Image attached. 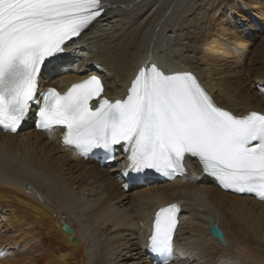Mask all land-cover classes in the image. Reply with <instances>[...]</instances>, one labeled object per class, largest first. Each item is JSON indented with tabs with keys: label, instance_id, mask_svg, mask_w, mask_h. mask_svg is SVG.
Wrapping results in <instances>:
<instances>
[{
	"label": "bare ground",
	"instance_id": "obj_1",
	"mask_svg": "<svg viewBox=\"0 0 264 264\" xmlns=\"http://www.w3.org/2000/svg\"><path fill=\"white\" fill-rule=\"evenodd\" d=\"M103 3V16L67 47L43 87L98 75L115 101L156 61L198 75L237 116L264 113V0ZM64 136L32 126L0 133V264H154L153 215L174 203L183 212L172 264H264V203L222 192L193 162L184 179L125 191L126 160L99 167L65 147ZM211 221L225 244L211 235Z\"/></svg>",
	"mask_w": 264,
	"mask_h": 264
},
{
	"label": "snow or ice",
	"instance_id": "obj_2",
	"mask_svg": "<svg viewBox=\"0 0 264 264\" xmlns=\"http://www.w3.org/2000/svg\"><path fill=\"white\" fill-rule=\"evenodd\" d=\"M102 13L101 0H0V128L16 132L35 102L37 127H63L66 144L82 151L125 145V175L183 174L185 157H195L222 187L264 199V114L240 117L218 107L191 73L167 74L151 64L124 99L103 97L96 75L37 99L41 66ZM178 212L169 205L156 214L150 247L160 256L173 253Z\"/></svg>",
	"mask_w": 264,
	"mask_h": 264
},
{
	"label": "water",
	"instance_id": "obj_3",
	"mask_svg": "<svg viewBox=\"0 0 264 264\" xmlns=\"http://www.w3.org/2000/svg\"><path fill=\"white\" fill-rule=\"evenodd\" d=\"M63 230L68 235H73V230L70 227V225H68V224L64 225ZM210 232H211V235L216 240L221 241L223 244H225L226 241H225V235H224L223 231L217 225H214V223L212 221H211ZM72 241L76 243V239H72Z\"/></svg>",
	"mask_w": 264,
	"mask_h": 264
},
{
	"label": "rangeland",
	"instance_id": "obj_4",
	"mask_svg": "<svg viewBox=\"0 0 264 264\" xmlns=\"http://www.w3.org/2000/svg\"><path fill=\"white\" fill-rule=\"evenodd\" d=\"M11 233L9 232V235H10ZM10 236H12V235H10ZM9 236V237H10ZM13 240H15V242L17 241V238L16 239H13ZM27 243H28V240L26 241ZM24 243L25 245L27 244V243ZM29 246L26 248V250L25 251H28L29 250ZM21 249H22V246H21V243H18V246H17V249L16 250H18L19 252L21 251Z\"/></svg>",
	"mask_w": 264,
	"mask_h": 264
}]
</instances>
